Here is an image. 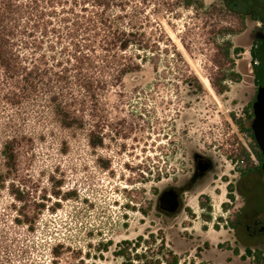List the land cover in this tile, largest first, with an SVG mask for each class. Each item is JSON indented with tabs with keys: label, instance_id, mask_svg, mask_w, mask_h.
Listing matches in <instances>:
<instances>
[{
	"label": "rangeland",
	"instance_id": "obj_1",
	"mask_svg": "<svg viewBox=\"0 0 264 264\" xmlns=\"http://www.w3.org/2000/svg\"><path fill=\"white\" fill-rule=\"evenodd\" d=\"M110 11L142 32L146 46L126 52L142 65L101 95L83 128L60 127L45 107L17 120L0 76V264H168L170 252L184 264H264L235 238L239 201L226 192L256 90L248 21L220 0H123ZM231 70L237 81L224 76ZM88 130L101 145L88 144ZM11 136L13 168L1 153ZM196 154L211 157V169L177 212L163 213L158 193L192 179ZM250 179L253 209L264 202V175Z\"/></svg>",
	"mask_w": 264,
	"mask_h": 264
},
{
	"label": "trees",
	"instance_id": "obj_2",
	"mask_svg": "<svg viewBox=\"0 0 264 264\" xmlns=\"http://www.w3.org/2000/svg\"><path fill=\"white\" fill-rule=\"evenodd\" d=\"M192 3L184 0L185 5ZM122 5L123 0H0V76L11 94L4 98L18 106L17 120L25 119L27 107L37 116L40 107H45L63 128L81 129L98 117L101 95L142 65L138 53L133 57L126 54L131 47L139 50L146 46L142 32L125 27L120 23L122 16L110 11L112 6ZM259 47L255 40L248 50L256 86L264 84V54ZM224 76L235 81L239 78L234 70ZM251 102L244 108L248 118L252 116ZM245 130L253 135L249 127ZM87 135L90 146L101 145L100 134L88 130ZM15 144L16 136H11L2 145L9 168L15 166ZM258 157L262 159L259 151ZM10 192L21 200L20 194ZM246 252L251 250L246 248ZM115 253L125 256L123 250ZM170 254L168 264H184L176 254Z\"/></svg>",
	"mask_w": 264,
	"mask_h": 264
},
{
	"label": "flooded vegetation",
	"instance_id": "obj_3",
	"mask_svg": "<svg viewBox=\"0 0 264 264\" xmlns=\"http://www.w3.org/2000/svg\"><path fill=\"white\" fill-rule=\"evenodd\" d=\"M222 5L228 11L236 13L239 19H246L249 23L250 30L246 33V40L258 41L260 44L259 51L264 54V0H220ZM253 76V74H252ZM256 86V85H255ZM256 92V90H255ZM255 96V94H254ZM250 128V125H249ZM249 141L244 149L240 148L238 153L229 156V159L236 164L237 176L232 184L227 186L228 197L231 198L230 203L239 201L238 208L233 212L232 218L229 221L230 226L236 233V239L243 244L244 255L251 256L253 262H264V202H258L259 206L250 209L252 200L251 188L249 185L250 177L254 176L256 172H264L261 169V162L258 157V151L261 156L262 153L254 140L253 135L249 133ZM237 150V149H236ZM230 154V153H229ZM204 159L209 163V167L200 172L197 168L199 160ZM254 159V161H253ZM212 167V159L207 155L196 154L193 159L192 179L182 186L168 185L157 195V205L159 210L165 214H173L180 209L182 203V196L186 191L194 188L196 181L200 180ZM230 183V182H228ZM165 189H173L177 193L179 206L173 211L169 212L160 207L159 196ZM204 198L205 196H201ZM228 204H226L227 206ZM191 207V205H190ZM204 244V242H203ZM254 245V248H253ZM261 245V246H260ZM246 248L251 250V253L246 252ZM234 254H237L235 248L232 249ZM258 254V257L257 255ZM240 255V257H245Z\"/></svg>",
	"mask_w": 264,
	"mask_h": 264
},
{
	"label": "water",
	"instance_id": "obj_4",
	"mask_svg": "<svg viewBox=\"0 0 264 264\" xmlns=\"http://www.w3.org/2000/svg\"><path fill=\"white\" fill-rule=\"evenodd\" d=\"M249 54V51L247 52ZM252 116L250 120V129L254 140L256 141L261 153V169L264 172V84L256 86L255 96L251 102ZM209 163L201 159L197 163L200 172L206 170ZM160 207L169 212L175 211L179 206L177 193L173 189H165L159 196Z\"/></svg>",
	"mask_w": 264,
	"mask_h": 264
}]
</instances>
